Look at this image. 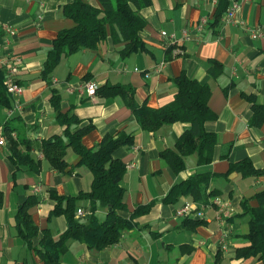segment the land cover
I'll return each instance as SVG.
<instances>
[{"label":"crops","instance_id":"crops-1","mask_svg":"<svg viewBox=\"0 0 264 264\" xmlns=\"http://www.w3.org/2000/svg\"><path fill=\"white\" fill-rule=\"evenodd\" d=\"M71 1L0 0V56L12 58L15 77L23 86L21 93L11 94V108L0 106V132L7 138L0 146V264H42L16 230L15 213L28 197H38V203L30 206L40 228L38 243L42 229L49 228L56 239L68 227L64 215L50 217L55 204L50 192L76 196L92 185L91 170L76 166L79 156L72 148L67 151L70 167L65 171L54 169L39 148L42 139L64 131L51 102L53 88L61 95L64 111L82 119L83 125L94 124L83 138L88 147H96L108 133L125 131L135 136L133 146L120 147L114 153L127 165L122 186L129 212L122 214L129 216L138 205L154 201L150 212L137 218L139 227L125 231L115 245L97 250L69 240L62 264H215L216 259L219 264H264L257 257H235V249L247 243L240 235L249 230L248 216L240 215L241 202L264 189V175L245 177L238 171L227 175L231 162L246 157L257 168H264V124L249 125L251 102L244 96L254 95L257 102L264 103V0H241L233 22L225 18L233 0H227L229 6L219 18L220 0H152L141 10L147 19L141 37L148 50L123 57L122 44L109 38L96 49L64 56L50 84L41 78L43 63L58 32L75 25L63 10ZM87 1L99 4L98 0ZM203 18L207 22L198 29ZM184 29H189V37L183 35ZM253 31L259 35L254 37ZM171 34L176 35V42ZM182 73L210 84L209 107L217 117L206 122V129L217 133L219 140L211 163L200 165L198 155L189 154L185 168L176 172L161 152L176 148L187 123L144 130L121 96H91L85 83L131 85L138 104L160 107L173 100L175 78ZM6 126L12 130L5 131ZM9 132L16 139L34 143L32 152L42 159L39 171L14 166ZM71 165L75 166L72 172ZM197 172L216 173L209 190L218 193L208 204L192 195L176 203L162 200L175 184ZM215 198H221L222 204ZM186 202L191 203V214L178 215ZM250 203L258 205L256 199ZM88 205L83 201L78 208ZM107 210L99 206L97 216L104 219ZM186 218L203 219L205 224L184 228ZM185 244L188 246L181 249Z\"/></svg>","mask_w":264,"mask_h":264},{"label":"trees","instance_id":"trees-1","mask_svg":"<svg viewBox=\"0 0 264 264\" xmlns=\"http://www.w3.org/2000/svg\"><path fill=\"white\" fill-rule=\"evenodd\" d=\"M98 6L87 0H72L64 5V14L71 18L75 25L61 29L53 39L43 63L41 78L52 84L54 70L64 56L83 49H96L107 39L114 43H121L120 54L130 56L138 51L148 50L147 44L141 37V31L147 25V19L141 10L150 6L152 0H98ZM227 0H220L217 18L228 8ZM5 69L0 66V106L12 107L11 93L4 83ZM177 92L170 102L151 107L138 104L135 99V89L131 85L105 84L98 87L97 94L102 96H121L125 103L133 110L141 128L155 131L165 124L174 122L187 123L188 126L178 138L176 148H166L161 157L174 169L180 172L185 168V156L196 153L200 165L212 162L215 147L218 144V134L206 129V122L215 119L217 114L209 107L212 94L210 84L182 73L175 78ZM51 102L57 114V122L64 127L62 134H54L42 139L40 150L43 157L50 161L51 166L58 171H65L70 167L66 159L67 151L72 148L79 156L76 166L85 165L92 172V185L88 191H81L76 196L50 192L55 201L50 217L64 215L68 227L59 234L58 238L51 236L49 228L42 229V237L36 243L40 228L35 222L30 206L38 203V197L30 196L15 213L17 234L27 244L29 250L39 256L42 264H62V257L68 251L69 240H77L87 244L91 249L102 250L117 244L127 230L139 227L137 218L150 212L154 201L138 205L129 216L124 201L125 189L122 180L127 171L124 161L114 157L115 151L123 146L131 147L135 144V136L125 131L108 133L96 147H88L84 136L94 128V124L83 125V120L75 114L66 112L62 108L61 95L57 89L52 90ZM251 102V116L249 125L261 127L264 124V103H259L254 95H244ZM10 126L5 127L8 132ZM12 130V129H10ZM10 159L16 168L27 167L32 171H39L42 159L32 152L33 142L27 138L16 139L9 132ZM228 157V153L223 154ZM70 172L75 168L71 165ZM238 171L243 176L260 177L264 175V168H257L250 157L231 162L227 175ZM216 173L197 172L187 179L175 184L162 199L166 203H176L183 196L192 195L194 200L208 204L212 196H216V189L209 190L210 183ZM256 199L258 205L250 203ZM3 194L0 191V205ZM89 202L82 206L85 216H77L76 211L82 202ZM107 208L104 219L97 216L98 207ZM241 216H248L249 230L242 236L246 244L235 249L236 258H258L264 263V189L251 198H244L241 202ZM205 224L203 219L186 218L182 227L196 229ZM142 228L144 226H141ZM188 244L181 245V249ZM215 264L218 263L216 259Z\"/></svg>","mask_w":264,"mask_h":264},{"label":"built area","instance_id":"built-area-1","mask_svg":"<svg viewBox=\"0 0 264 264\" xmlns=\"http://www.w3.org/2000/svg\"><path fill=\"white\" fill-rule=\"evenodd\" d=\"M241 7V0H233L231 5L229 6L227 12H226V20L233 22L237 21L236 19V12ZM207 22L206 18L201 19L200 23L198 24V29H201ZM7 31L12 33V29L10 27L7 28ZM258 31H253V36H258ZM167 32L163 31V35H166ZM183 35L185 37H189V29L183 30ZM170 37L172 38V41L176 42L177 38L175 34H171ZM12 58L11 57H2L0 56V66L5 69V80L4 83L7 87V90L11 94L21 93L23 91V86L21 83L16 79L15 77V67L11 65ZM138 69V68H137ZM148 75V73H146ZM99 85L96 81L90 80L85 83V88L89 95L94 96L97 94V89ZM6 136L4 135V131L1 130L0 132V146L6 144ZM215 201L218 204H222V199L215 198ZM192 212L191 209V203L186 202L182 207H180L177 210V214L180 216L184 215H190ZM86 214V211L83 208H78L76 211L77 216H84Z\"/></svg>","mask_w":264,"mask_h":264}]
</instances>
